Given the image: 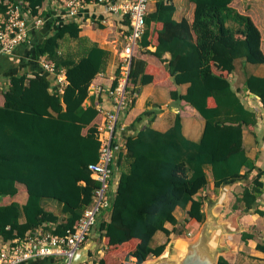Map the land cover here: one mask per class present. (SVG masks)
Segmentation results:
<instances>
[{
  "label": "trees",
  "instance_id": "1",
  "mask_svg": "<svg viewBox=\"0 0 264 264\" xmlns=\"http://www.w3.org/2000/svg\"><path fill=\"white\" fill-rule=\"evenodd\" d=\"M8 1L27 2L37 14L54 0H0V14L6 12ZM187 2L190 12L177 20L175 0H155L134 47L126 101L112 138L111 167L114 175L120 171L119 178L111 180L109 220H100L97 226L105 241L98 264H142L162 255L177 231L178 207L189 208L191 218L204 221V194L196 196L211 183L218 192L226 180L250 176L233 209L264 216L258 201L264 194V170L244 143L246 130L259 139L261 116L250 101H258L264 111V76L238 71L239 61L264 64L262 30L232 5L234 0ZM113 22L125 36L130 32L128 15H115ZM82 23L66 19L37 33L33 46L20 48L31 59H0V74L7 79L0 91V236L6 240L22 239L38 229L62 236L73 231L100 186L89 165L100 159L99 127L105 114L95 97L85 103L94 79L107 68L111 51L93 43L79 57L62 54L63 39L87 41L81 36ZM105 26L111 25H97ZM44 56L58 71H65L66 84L41 66L38 60ZM122 76L120 62L109 90L118 87ZM150 83L170 87L172 101H186L200 113L205 126L199 141L184 135L180 113L167 131L150 124L131 134L123 128L136 95ZM182 84H189L185 93L180 91ZM22 186L25 202L17 199ZM44 200L58 203L61 213ZM158 231L166 233L167 242L154 243ZM255 238L254 233H242L244 241ZM256 248L264 252L262 238ZM27 264L57 263L46 258ZM219 264L232 263L221 256Z\"/></svg>",
  "mask_w": 264,
  "mask_h": 264
},
{
  "label": "built area",
  "instance_id": "2",
  "mask_svg": "<svg viewBox=\"0 0 264 264\" xmlns=\"http://www.w3.org/2000/svg\"><path fill=\"white\" fill-rule=\"evenodd\" d=\"M155 0H58V20L79 19L81 12L88 5H103L109 13L103 24H114L115 15H128L130 18V32L125 36V44L120 51L123 64V79L115 89H110L109 94L114 99L115 110L106 111L103 124L99 127V138L102 142L100 159L97 163L90 164L92 176L100 182L95 190L93 202L83 212L80 221L69 230L66 235H57L52 232H30L24 238L6 240L0 236V264H27L32 261L46 258L55 259L57 264H76L77 252L89 241L93 229L98 223V217L103 210L110 206V190L114 174L112 161L115 158V148L112 142L113 131L120 110L126 101V81L133 58V50L138 45L146 27V16ZM62 7V9L60 8ZM50 5L44 4L37 14H33L27 2L8 1L5 13L0 14V57L15 56L20 47L31 45L41 29L48 23L54 22L55 14L49 13ZM83 25V23H82ZM38 62L48 72L54 74L57 81L63 86L66 81L65 71L57 69L53 61L45 56ZM117 148V147H116ZM191 235V233H189ZM99 252H91L90 258L82 264H95Z\"/></svg>",
  "mask_w": 264,
  "mask_h": 264
},
{
  "label": "crops",
  "instance_id": "3",
  "mask_svg": "<svg viewBox=\"0 0 264 264\" xmlns=\"http://www.w3.org/2000/svg\"><path fill=\"white\" fill-rule=\"evenodd\" d=\"M57 1L58 0H54L53 2L51 1V2L45 3V4L48 3V5H53L54 8H52L50 12L52 11V13L55 14L54 16H56L53 19L55 23L50 22L46 24L39 33H44L48 30H52V26L55 27L56 24L58 23V20L60 18H58L59 16H57L58 14L57 13L58 12ZM175 2L177 5V11L175 13V18L177 20H181L185 16V14L187 15V13L190 12V7L192 6L189 5L187 0H175ZM60 8L62 9V7ZM108 14L109 13L105 11V8L103 5H88L83 10V12H81V15L79 18V20L80 21L83 20V23H84V28L81 33V36L84 37V39H86L90 43V45H92L93 43H98L101 47L106 48L111 51V55H110V58L107 64V68L104 72L98 74L97 77L94 79L91 85V88H90L91 98H88L85 103V105H89L92 98L95 97L96 102L99 101V104L103 108L104 112L115 110V104H114L115 102H114V99L109 94V88L111 87L113 79L115 77V71L121 62L120 53H119L120 49H118V41L120 37L125 38L124 32L121 29H119L118 25L110 24L111 31L113 32L114 37H113V40H110V41L109 39L106 40L107 36L110 35V34H107V31L110 30V28H107L105 26V28L100 29L99 27H97V25L103 23L104 18H106ZM252 18L254 19L256 24L259 26V28L262 30V28L260 27V22H258L259 18L256 15H254V13H252ZM262 33H263V30H262ZM104 34H107L106 38ZM33 44L30 46H33ZM263 44H264V33H263L262 46ZM25 47L27 48L28 46H25ZM20 48H18L17 50V55L11 56V57H15L16 60L20 57L28 58V56L24 54L23 52L24 48L21 51H20ZM61 48H62V45H61ZM150 49L155 50V47L151 46ZM60 52H61V49H60ZM166 56L170 57V53H167ZM4 57H8V56H2L0 57V59ZM145 57L147 58V56ZM147 59L151 62L158 63V61L152 56H148ZM254 74L264 76V67H260L259 70L255 72ZM0 80L3 81V85L7 81V79L3 76V74L2 75L0 74ZM188 86L189 84H182L180 86V91L182 93H185ZM2 88H6V87L2 86L1 89ZM170 91H171L170 87H167L161 84L156 85V84L150 83V84L144 85L141 88V91L136 95L137 99H136L135 105L130 109V111L126 115V118L123 122L124 123L123 128H125V130L131 134V133L137 132L139 129H141L142 126L150 124L152 127H154L157 130L167 131L170 127L173 126L177 113H180L182 116L184 135L191 140L199 141L202 137L204 126H205L204 118L200 115V113L194 107H192L186 101H181L179 103L172 101L171 96H170ZM249 99H252V98L249 97ZM250 106L259 110V114L261 116L260 124L258 125V128L256 130L258 134L257 136L259 139L256 140L255 138L256 136L252 134L254 137V140H251L249 144L247 137H246V132H245L244 143L247 149V153L251 158H259V160H262L261 164H258V168L264 170V111H261L262 106H260V104H258V101H256L255 99L254 101H250ZM147 111L149 112L145 113ZM154 115L156 116L154 117L152 121H150V118H152ZM140 116L142 118L141 120H138ZM123 134L126 135L124 132ZM248 144H249V147H248ZM118 178H119V175L117 174L114 175V180L116 182ZM262 180L264 181V176ZM247 184L248 182L246 183L238 182V183L233 184L231 186V190L228 193V199H227L228 202H230L233 197H236V194L241 192L243 190V187ZM237 187H240V189L238 190ZM207 194H210L212 196H216L219 194V191L218 192L214 191L213 183H211L207 187L204 195H203V192H200L196 197L198 198L201 195L205 196ZM23 201L25 202L26 200H23ZM258 201L259 202L263 201L262 203L264 204V194L263 196L259 197ZM44 202L45 204L47 203L52 204L51 200H44ZM224 208H225V211L223 213ZM228 208L231 209V212L229 213H228ZM261 208L264 210V206H262ZM188 209L184 210L181 207H178L175 211V215L179 220V224H181V221L183 218L186 219V229L188 230L187 238L191 240L197 235L198 231L200 230L202 222H199L198 220L191 218L188 214ZM216 210L224 214L225 220L228 222H233L235 219V216L238 214H241L240 215L241 217L239 218L240 224L247 227V229L243 230L242 232L236 233L230 237L232 242L236 245V248L232 252V254L226 256V258L232 264H246V263L248 264L263 263L264 264V252L256 248L258 240L260 238L264 240V221H263L264 216H261L256 213L255 214L245 213L244 212L245 209L243 208H239L235 210L229 206L219 207ZM241 210H243L244 213H242ZM204 211H205V205H204ZM109 217H110L109 210H103L102 214L98 217V223L100 222V220H109ZM98 223L93 229L88 242L95 241L97 243L95 250L96 251L98 250V252L101 253L103 248L105 249V241H104V238L102 239L101 233L97 227ZM252 226L254 228H252ZM166 227L170 230L174 229V225L171 223H167ZM243 232L254 233L256 234L257 238L250 239L248 242L244 241L242 239ZM189 233H191V235H189ZM175 236H176L175 233H173L171 237L173 238ZM167 241H168V236L166 235L165 232L158 231L155 234V237H154L155 244H161ZM248 245L251 248L250 255L254 256L252 262H245L244 260H242V257L240 258V252L243 251L245 247Z\"/></svg>",
  "mask_w": 264,
  "mask_h": 264
},
{
  "label": "water",
  "instance_id": "4",
  "mask_svg": "<svg viewBox=\"0 0 264 264\" xmlns=\"http://www.w3.org/2000/svg\"><path fill=\"white\" fill-rule=\"evenodd\" d=\"M250 176L243 178H232L223 182L219 194L204 196L205 219L201 224L197 235L189 240L186 237L174 238L168 242L165 252L155 257L154 260H147L142 264H219L221 256L231 255L236 245L230 237L247 229L240 224L241 214L235 216L233 222L225 220L224 214L218 212L219 207H227L228 193L231 186L238 182H248ZM248 213L247 210H244ZM97 243L90 241L85 244L76 254L75 263L86 262L91 252L95 250Z\"/></svg>",
  "mask_w": 264,
  "mask_h": 264
},
{
  "label": "rangeland",
  "instance_id": "5",
  "mask_svg": "<svg viewBox=\"0 0 264 264\" xmlns=\"http://www.w3.org/2000/svg\"><path fill=\"white\" fill-rule=\"evenodd\" d=\"M233 4H234V7L243 14L250 15L252 17V13H254V15H256L260 19V20L258 19V22H260V27L262 28L263 33H264V0H234ZM107 28H110V30L107 31V34H110V35H108L106 38L107 34H104L105 38H106V40L109 39V41L113 40L114 34L111 31V26L107 27ZM115 35H116V33H115ZM61 42H62L61 52H62V54L66 55V56L67 55H73V56L79 57V54L83 51V49L90 45V43L88 41H82L79 39L78 40L63 39ZM124 43H125V38L120 37L119 41H118V49L121 50L122 47L124 46ZM263 50H264V44H263ZM247 64H248V67H247ZM247 64H245L244 61L238 62V71L240 74L243 75L245 72L248 73V71H249V74L255 73L259 70L260 67H264V64H253V63H249V62H247ZM237 81H239V84L242 83L241 80H237ZM2 86H3V81L0 80V91H1ZM261 111H263V110H261ZM246 137H247L249 144H250L251 140H254L252 133L249 132L248 130H246ZM249 144H248V147H249ZM261 161L262 160H260V164H261ZM119 172L120 171L117 170L116 174L118 175ZM206 189L203 191V194L206 192ZM237 189L239 190L240 187H237ZM26 192H27L26 187L22 186V189H21V191L19 193V197H18L19 201L23 202L22 198H23V195L26 194ZM236 196H237V194H236ZM235 200H236V197H233L232 200L229 202L228 206L232 207V209H233V204L235 203ZM52 201H54V200H52ZM3 202L6 203L7 201L4 200ZM262 202H260V205H259L260 208L262 206H264V204ZM46 205H47V207L54 209L56 212L61 213L60 205L58 203H56V204L55 203H52V204L48 203ZM224 211H225V208L223 209V213H224ZM241 211H242V213H244L243 210H241ZM229 212H231L230 208H228V213ZM263 221H264V219H263ZM177 226H178L177 231L175 232L176 236L173 238L171 237L169 242L171 240H173L174 238H178L179 236L180 237H186L187 232H188V230L186 229V219L183 218L181 221V224H179ZM252 228H254V227L252 226ZM251 231H252V229H251ZM250 250H251V248L248 245L245 247V249L243 251L240 252V258L242 257V260H244L245 262H252L253 261L254 256L250 255ZM102 252H103V254L105 253L104 248H103ZM103 254H101V257L103 256ZM226 256H228V255H226ZM99 258L100 257H98L96 259L99 260ZM154 259H156V258L154 257L151 260H154ZM246 264H248V263H246ZM260 264H263V263H260Z\"/></svg>",
  "mask_w": 264,
  "mask_h": 264
},
{
  "label": "bare ground",
  "instance_id": "6",
  "mask_svg": "<svg viewBox=\"0 0 264 264\" xmlns=\"http://www.w3.org/2000/svg\"><path fill=\"white\" fill-rule=\"evenodd\" d=\"M83 24H84V23H83ZM32 44H33V43H32ZM32 44H31V45H32ZM29 46H30V45H29ZM122 66H123V64H122ZM130 67H131V66H130ZM128 75H129V74H128ZM122 79H123V76H122ZM122 79H121V81H122ZM127 80H128V78H127ZM121 81H120V82H121ZM126 84H127V81H126ZM126 84H125V87H126ZM87 243H88V242H87ZM87 243H86V244H87ZM95 251H96V250H95ZM96 252H98V250H97ZM100 254H101V253H100ZM100 254H99V257H100ZM95 264H98L97 259H95Z\"/></svg>",
  "mask_w": 264,
  "mask_h": 264
}]
</instances>
